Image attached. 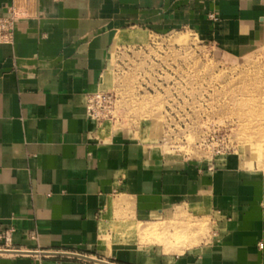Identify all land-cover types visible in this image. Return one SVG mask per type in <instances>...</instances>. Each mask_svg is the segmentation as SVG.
I'll return each instance as SVG.
<instances>
[{
	"label": "crops",
	"instance_id": "obj_1",
	"mask_svg": "<svg viewBox=\"0 0 264 264\" xmlns=\"http://www.w3.org/2000/svg\"><path fill=\"white\" fill-rule=\"evenodd\" d=\"M12 4L22 15L0 45V264H264V178L169 163L86 114L128 30L264 43V0H0V17ZM170 211L207 218L210 240L176 254L184 238L139 244Z\"/></svg>",
	"mask_w": 264,
	"mask_h": 264
},
{
	"label": "rangeland",
	"instance_id": "obj_2",
	"mask_svg": "<svg viewBox=\"0 0 264 264\" xmlns=\"http://www.w3.org/2000/svg\"><path fill=\"white\" fill-rule=\"evenodd\" d=\"M127 34L113 45L95 92L113 96L101 129L127 130L169 163L217 161L264 178V43L192 28ZM160 222L138 243L186 237L176 254L211 238L207 218L170 211Z\"/></svg>",
	"mask_w": 264,
	"mask_h": 264
},
{
	"label": "built area",
	"instance_id": "obj_3",
	"mask_svg": "<svg viewBox=\"0 0 264 264\" xmlns=\"http://www.w3.org/2000/svg\"><path fill=\"white\" fill-rule=\"evenodd\" d=\"M22 12L14 4L7 8L6 14L0 17V45H9L13 42L16 20ZM213 20H217L211 16ZM113 96L109 93H93L87 96L86 114L95 121L103 120L107 117L106 112L110 109ZM8 242L7 233H0V241Z\"/></svg>",
	"mask_w": 264,
	"mask_h": 264
},
{
	"label": "bare ground",
	"instance_id": "obj_4",
	"mask_svg": "<svg viewBox=\"0 0 264 264\" xmlns=\"http://www.w3.org/2000/svg\"><path fill=\"white\" fill-rule=\"evenodd\" d=\"M132 37H134V39H137V38H139V37H141V35H139V34H137V33H135V34H133L132 35ZM175 237V236H174ZM168 238V239H167ZM171 238V236L170 237H165L164 236V238L163 239H166L167 240V242L169 241V239ZM176 238L177 239H183L184 238V236H180V235H178L177 237H175V240H176ZM184 239H186V237L184 238ZM169 244V243H168ZM172 244V242L170 243V245ZM175 247V246H174ZM173 247V248H174ZM165 249H171V246L169 247V248H165ZM2 252V251H1ZM89 260H94V262H96L97 264H107L106 262H102V261H98V260H95V259H89Z\"/></svg>",
	"mask_w": 264,
	"mask_h": 264
}]
</instances>
